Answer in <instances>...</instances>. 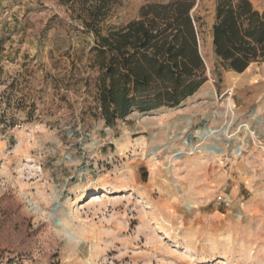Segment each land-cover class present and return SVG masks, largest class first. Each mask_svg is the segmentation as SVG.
<instances>
[{
  "label": "rangeland",
  "instance_id": "374dc122",
  "mask_svg": "<svg viewBox=\"0 0 264 264\" xmlns=\"http://www.w3.org/2000/svg\"><path fill=\"white\" fill-rule=\"evenodd\" d=\"M168 1L115 0L103 32ZM215 3L192 10L208 80L108 126L73 7L0 0V264H264V62L216 60Z\"/></svg>",
  "mask_w": 264,
  "mask_h": 264
},
{
  "label": "trees",
  "instance_id": "16d2710c",
  "mask_svg": "<svg viewBox=\"0 0 264 264\" xmlns=\"http://www.w3.org/2000/svg\"><path fill=\"white\" fill-rule=\"evenodd\" d=\"M64 1L94 36L99 109L108 126L133 111L177 107L208 80L192 15L197 0L148 2L139 18L121 27L107 25L106 33L115 0ZM212 33L215 58L225 69L242 73L264 62V4L216 0Z\"/></svg>",
  "mask_w": 264,
  "mask_h": 264
},
{
  "label": "bare ground",
  "instance_id": "6f19581e",
  "mask_svg": "<svg viewBox=\"0 0 264 264\" xmlns=\"http://www.w3.org/2000/svg\"><path fill=\"white\" fill-rule=\"evenodd\" d=\"M95 200H101V196L99 194H93V200L92 201H95Z\"/></svg>",
  "mask_w": 264,
  "mask_h": 264
}]
</instances>
